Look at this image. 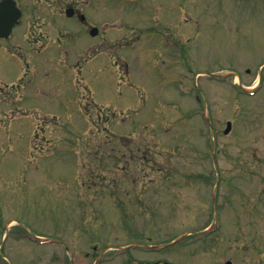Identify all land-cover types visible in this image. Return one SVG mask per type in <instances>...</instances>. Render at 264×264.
Returning a JSON list of instances; mask_svg holds the SVG:
<instances>
[{"label": "rangeland", "instance_id": "374dc122", "mask_svg": "<svg viewBox=\"0 0 264 264\" xmlns=\"http://www.w3.org/2000/svg\"><path fill=\"white\" fill-rule=\"evenodd\" d=\"M90 1L56 34L28 9L0 38L45 86L0 161V264H264V0Z\"/></svg>", "mask_w": 264, "mask_h": 264}, {"label": "flooded vegetation", "instance_id": "af4514ba", "mask_svg": "<svg viewBox=\"0 0 264 264\" xmlns=\"http://www.w3.org/2000/svg\"><path fill=\"white\" fill-rule=\"evenodd\" d=\"M8 1L9 3L15 4L20 9L19 20L14 25L13 29L23 18L26 20L29 9L33 19V21L30 20L33 22L31 23V28H37V33H39L40 37H46L52 33L56 34L54 32L58 29L57 17L62 14H68V10L72 11L73 15H78L82 20L86 19L84 9L87 6L89 7L91 2L90 0ZM3 16H6V18L13 17V12L9 11L7 12V15ZM35 21H37V23L39 22V27L36 26ZM9 37L10 36H0V38ZM0 49H2L0 50V73L3 68L1 66L2 56L6 58L19 56L22 57L25 62V67L22 69V75H19L16 79L6 81L0 77V161H8L13 158V151H11V149L14 148V143L17 142L16 139L21 138L19 133L15 135L14 131L13 121L16 114L20 113L23 116H32L36 111H39L35 106L30 104L29 100L42 97L45 94V86L39 77V63L34 60H30V58L35 57V50L30 51L23 49L21 46L18 47V45L13 48L9 45H5L1 46ZM15 99H19L18 102L20 103L18 104V107L14 106ZM23 116H18L16 118H22ZM108 130L112 133L110 129ZM112 134L113 136H116L114 132ZM124 136V134L118 135V137L121 138V141L125 140ZM44 137L45 132L39 136V142L37 144L34 140L32 141V153L35 152V149H38L39 151L42 149L40 142L44 139ZM104 146L107 155H113L115 157H119L117 152L121 153L122 151H126V144L124 141L118 145H114L112 139H108L104 142ZM16 147L18 148L19 146ZM121 179L125 180L124 176ZM120 184L121 183H119V185Z\"/></svg>", "mask_w": 264, "mask_h": 264}, {"label": "water", "instance_id": "95a60500", "mask_svg": "<svg viewBox=\"0 0 264 264\" xmlns=\"http://www.w3.org/2000/svg\"><path fill=\"white\" fill-rule=\"evenodd\" d=\"M7 4L9 5L8 0H4V1L0 2V36H9L11 31H12V27H13L15 21L17 20V18H15V17H17V15H15L14 18H12V17L6 18V16H3V15H7L6 12H7V8L9 7V6H7ZM97 31H98V29L94 28L92 30V33L96 34ZM231 126H232L231 122L229 121L226 132L230 131ZM227 264H231V263L228 262Z\"/></svg>", "mask_w": 264, "mask_h": 264}, {"label": "bare ground", "instance_id": "6f19581e", "mask_svg": "<svg viewBox=\"0 0 264 264\" xmlns=\"http://www.w3.org/2000/svg\"><path fill=\"white\" fill-rule=\"evenodd\" d=\"M13 222V221H12Z\"/></svg>", "mask_w": 264, "mask_h": 264}]
</instances>
